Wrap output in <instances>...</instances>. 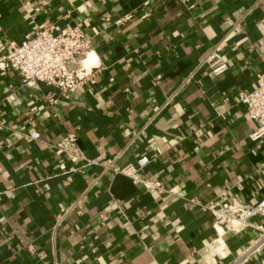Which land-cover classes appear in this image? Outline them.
I'll use <instances>...</instances> for the list:
<instances>
[{
  "label": "crops",
  "instance_id": "0c3cea01",
  "mask_svg": "<svg viewBox=\"0 0 264 264\" xmlns=\"http://www.w3.org/2000/svg\"><path fill=\"white\" fill-rule=\"evenodd\" d=\"M40 1L0 0V53L45 26H80L97 68L55 104L53 88L0 69V264H220L219 234L221 254L243 251L253 230L226 232L184 198L52 145L75 131L88 159L147 154L143 175L204 203L263 198L264 142L237 92L264 73V0ZM219 42L229 69L215 76L201 62ZM31 130L40 140L22 137Z\"/></svg>",
  "mask_w": 264,
  "mask_h": 264
},
{
  "label": "built area",
  "instance_id": "2783aa9c",
  "mask_svg": "<svg viewBox=\"0 0 264 264\" xmlns=\"http://www.w3.org/2000/svg\"><path fill=\"white\" fill-rule=\"evenodd\" d=\"M49 1L41 0L40 3L47 4ZM131 17V14L125 15L127 19ZM116 22H121V19ZM10 44L8 52L0 53V69L16 72L22 83L26 85L38 86V83H43L53 88L54 95L49 99L53 104L57 103L60 97L78 91L85 82L94 81L96 59L90 63H86L85 60L93 52L95 43L93 37L80 26L67 27L59 32H54L45 26L35 34H27L21 41H11ZM223 47L222 42L213 45L201 62L215 76H220L229 69L222 53ZM191 77L192 74L187 81ZM237 97L239 102L247 107L249 118L256 124L250 133V139L264 142V73L258 74L256 86L252 90H239ZM4 124L5 120L0 115V125L4 126ZM22 137L40 140L41 135L38 130H31ZM52 146L57 154L67 156L74 162L85 160L87 164H100L115 174H124L152 193L180 196L187 200L191 208L196 207L209 212L213 217V223L224 227L226 232L238 233L248 228L253 230L255 235L249 245L232 257L221 254L219 234L214 253L224 260L220 264H248L262 253L261 264H264V224L254 219L264 215V197L256 201L234 202L224 193L215 200L204 203L198 195H189L177 184H167L153 176L143 175L142 170L152 161L147 154L139 156L136 163L123 165L102 155L88 159L78 144L75 131L66 132Z\"/></svg>",
  "mask_w": 264,
  "mask_h": 264
},
{
  "label": "water",
  "instance_id": "95a60500",
  "mask_svg": "<svg viewBox=\"0 0 264 264\" xmlns=\"http://www.w3.org/2000/svg\"><path fill=\"white\" fill-rule=\"evenodd\" d=\"M42 84V83H41Z\"/></svg>",
  "mask_w": 264,
  "mask_h": 264
}]
</instances>
